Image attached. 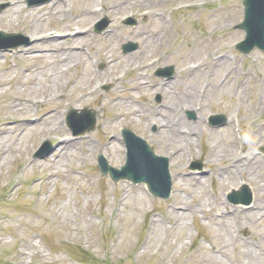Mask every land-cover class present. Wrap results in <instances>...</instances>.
I'll return each mask as SVG.
<instances>
[{
	"label": "rangeland",
	"instance_id": "rangeland-1",
	"mask_svg": "<svg viewBox=\"0 0 264 264\" xmlns=\"http://www.w3.org/2000/svg\"><path fill=\"white\" fill-rule=\"evenodd\" d=\"M54 1H58L54 10L68 9L64 21H69L76 10L104 0H90L83 7H77L84 3L81 0ZM140 1L145 4L146 12L136 11L139 14L134 16L138 19L137 25L127 26L123 21L127 17L124 12L128 5L121 4L122 0H108L117 5V10L110 16L115 20L111 28L119 25V29L103 41L107 42L105 46L98 45L101 49H86L85 67L97 74V66L100 70L106 68L103 57L109 48L116 49L120 56L130 55L123 54L121 44L136 40L140 49L131 53L133 56H128V61L134 63L133 67L152 63L154 68L174 65L179 70L175 76L178 77L166 82L153 76L154 68L143 72L145 80L153 77L151 81L158 84L154 91L151 89L153 84L144 85L142 82L137 85L138 88L132 92L136 108L126 102L130 95L128 89L133 85L130 81L136 72L133 67L126 72L120 68L110 70L100 82H105L114 73L117 79L109 80L106 85L94 82L97 90L93 92H90L94 86L90 85L92 82L86 89H81L80 83L71 84V78L81 80L87 75L79 64L71 73L52 78L55 81L52 87L66 93L71 100L69 103L78 102L73 104L74 108L88 107L98 111L96 128L75 137L78 150L61 155L64 165L57 168L59 173L51 178L50 183L45 181L48 157L46 160L35 159L33 154L46 139L57 147L60 142L55 135L45 134L38 128L16 129L18 137L14 145L17 150L6 146L0 151V157L5 156L0 160V261L12 264H82L64 249L65 245H79L100 259L122 260L123 264H264V252L258 249L259 244L264 245V218L260 219L258 213L249 211L242 213L239 220L237 212H240V206H234L227 199L232 189L247 182L253 191L254 201L264 204V153L260 150L264 146V53L255 49L244 55L236 49L237 42L245 37V32L236 28L244 18L242 0H205L204 4L192 1L189 4L194 7L180 10L163 0ZM1 2H9L10 5L0 15L8 9L6 15H10L14 2ZM35 8L28 7L23 0V9L18 15H11L13 25L5 30L27 35L22 29L33 20L37 25L42 24L32 14H27L34 13ZM48 11L46 13L49 14ZM162 12L167 18L161 17ZM104 16L99 15L94 23ZM44 24L49 25L47 22ZM91 35L92 39L97 38L94 30ZM202 38L207 41L204 46L199 45ZM16 50L0 51L3 55L9 53L8 57L0 59V81L8 82L4 89H0V107L8 104L7 94L12 91L41 96L51 87L48 75L58 69V64H50L48 60L18 57ZM219 55L221 59L214 62ZM99 58L103 67H100ZM194 59L202 60L207 66L186 76L183 68ZM229 67L235 71L232 70L227 77ZM26 69L32 71L25 73ZM104 86L109 88L105 90ZM156 92L162 94L161 102L156 101ZM118 96L126 99H121L122 112L137 111L126 116L112 132L119 139L116 149L121 156L112 149L110 134L102 129L103 120L109 114L102 105L112 103ZM190 104L201 105L194 107L196 110L191 109L199 118L191 120L187 111L182 112L183 119L179 123L184 131L188 129L186 123L195 124L213 111L232 116L231 129H228V123L211 128L213 131L207 125L201 129L196 127L199 139L189 146L185 144L181 153L171 155L172 147L177 146L174 143L181 137L150 124L151 112L158 109L159 113H164L165 107L173 110L185 106L192 108ZM53 105L55 101H52ZM118 109L113 107L110 113ZM36 110L41 112V108L33 106L32 112ZM237 122L240 123L241 135L236 132ZM125 127L146 138L157 153L171 157L176 196L172 195L167 200L154 198L144 184L113 183L109 176L101 174L97 166L100 152H111L106 156L116 167L125 162L121 137V129ZM66 137L74 138L69 130ZM247 151L255 153L254 160L246 161V165H242L244 168L239 170H227V162L223 161L228 153L241 157ZM78 153L84 154L85 159L79 161ZM53 154L50 155L52 158L59 156V153ZM117 156L122 163L117 161ZM27 159L38 163L37 169L26 171ZM195 159L204 162V168L197 171L204 177H190L192 171L189 166ZM73 167L77 170H72ZM177 172L181 176L176 179ZM176 198L186 207L180 214H172L168 210ZM217 199L222 200L218 206ZM26 241L34 247L28 246ZM212 245L224 248V254L211 251ZM21 250L27 253L25 258L21 257Z\"/></svg>",
	"mask_w": 264,
	"mask_h": 264
},
{
	"label": "bare ground",
	"instance_id": "bare-ground-1",
	"mask_svg": "<svg viewBox=\"0 0 264 264\" xmlns=\"http://www.w3.org/2000/svg\"><path fill=\"white\" fill-rule=\"evenodd\" d=\"M14 2L13 6L10 7V15H6L9 9L0 15V24H4L6 27L10 28L13 25L11 21V15H18L20 10L23 9L22 0H12ZM90 0H81L80 5L77 7H83L89 2ZM170 5H176L179 2H189L191 0H164ZM127 4L126 10L124 13H128V11L132 10L140 11L145 5L143 2L139 0H122L121 4ZM56 4V3H55ZM120 5V4H119ZM115 5H110L109 2L102 3V9H98V4L93 3L90 7L80 8L74 12L73 18L69 21H63L64 15L66 14V10L64 8H60L58 10H53L51 5L45 8H36L34 13L28 12L27 14H32L36 21L39 20L40 23L46 22L47 19L52 21L54 25L42 26V25H35L30 23L29 27H25V30H28L31 33V40L32 44L21 48L18 52L19 57L23 59H30V58H39L43 60L50 61V64H58V69L54 74H49V78L51 79L50 85L47 89V92H43L41 96H34L31 93H23L19 91H12L10 93L4 92L8 96V104L3 105L0 108V151L4 147H9L13 150H17L15 147V139L18 137L16 135V129H23V128H39L41 132H45L47 134H55L61 138L60 145L57 148V152L60 154L57 158L52 159L51 161L47 162V169L48 173L46 176V183H50L51 178L58 173L57 168L59 166L64 165V163L60 160V157L63 153H68L71 150H78L76 145L77 141L74 139L64 138L63 136L67 134V131L63 125V120L61 119L63 110L66 108L68 103H64V94L55 92V89L52 85L55 81H52V78H60L65 74H68L70 70L84 62V47H97L101 49V46L98 47L99 44L105 46L107 42H103L110 37L113 33L111 29L110 32L107 34H101L96 39L90 40V31L91 26L90 24L94 22V20L101 14V13H113L115 11ZM50 10V11H48ZM52 15H48V13ZM104 11V12H103ZM8 16V17H7ZM37 23V22H36ZM117 28V27H116ZM199 45L204 46L205 40H200ZM116 50H111L110 48L104 55V62L107 64L108 69L120 68L126 69L130 67L132 64L128 59H123L119 56ZM227 52V51H226ZM2 57V53H0V59ZM55 59V61H52ZM82 60V61H81ZM81 61V63H79ZM84 70L87 71V75L83 76L82 83L94 82L96 79L101 77L104 73H99L97 76H91V70L87 67L83 66ZM203 68L200 63L192 64L186 67L185 71H198L199 69ZM38 69H40L38 67ZM36 69V70H38ZM233 70V69H232ZM32 70L26 69L25 73H30ZM229 75V73L227 74ZM110 78L116 79L115 76H111ZM108 78V79H110ZM135 84H140L142 82V76L139 72L135 73L133 77ZM8 85L7 80L0 81V89H4ZM95 90V89H94ZM37 97H41L43 99H39ZM45 98V99H44ZM53 99H59L57 104L53 107H49L46 111L42 112L40 115L33 116L31 111V107L33 105H39L40 103H50ZM122 100L120 97H115L114 101L109 104H103V107L108 109V116H106L103 120L102 129L104 132H112L117 128V121L124 117V112H122ZM135 106V105H134ZM113 107H118L119 109L110 113V109ZM134 111V110H133ZM135 112V111H134ZM134 113H132L133 115ZM152 121L162 127H168L169 131L179 133L178 129H175V123H170L171 119L168 115H164L162 113H156L152 116ZM200 125V124H199ZM200 127V126H198ZM195 132L194 128H190L189 136L186 138L189 140H194L193 134ZM15 136V137H13ZM112 139L117 141L118 138L113 135ZM72 146H75L72 149ZM4 152V150H3ZM76 156V155H75ZM5 156L1 157L0 159L4 158ZM233 159H228L232 158ZM79 161L84 159V155L78 153ZM228 161L227 163V170L238 169L241 165H246L245 162L248 161L250 158L254 159V153H249L248 157L240 158L238 156H234L233 154H228ZM119 160V159H118ZM120 161V160H119ZM36 163H32L31 167L36 168ZM73 170H76L73 167ZM221 199L216 200V205L221 204ZM186 207L183 206V203L180 201L179 198H176L172 205L170 206V212L172 214L182 212L185 210ZM253 211L252 213H258L259 218H264V204L254 202L253 203ZM249 212L247 210H240L237 212V217L240 220V216L242 213ZM244 218V216H243ZM28 246L32 247L33 244L30 242H26ZM216 246H211L212 251H215ZM258 249L261 252H264V247L259 246ZM221 254H224V248L219 247V251ZM24 252L22 253V257H24ZM222 263V262H220Z\"/></svg>",
	"mask_w": 264,
	"mask_h": 264
},
{
	"label": "water",
	"instance_id": "water-1",
	"mask_svg": "<svg viewBox=\"0 0 264 264\" xmlns=\"http://www.w3.org/2000/svg\"><path fill=\"white\" fill-rule=\"evenodd\" d=\"M246 5V21L240 27L247 30L249 39L240 45V48L250 50L256 45L264 48V0H247ZM130 149L128 168L133 169V172L128 173V176L136 181H148L150 185L160 183L167 174L166 165H155L153 168L154 162L144 144L137 145L132 141ZM155 163L159 164L156 161ZM139 168H141V172L137 173L136 170Z\"/></svg>",
	"mask_w": 264,
	"mask_h": 264
}]
</instances>
